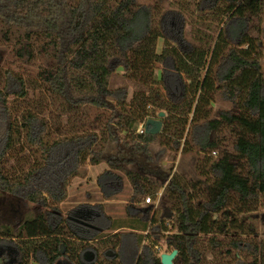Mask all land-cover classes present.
Returning <instances> with one entry per match:
<instances>
[{"label": "trees", "instance_id": "trees-1", "mask_svg": "<svg viewBox=\"0 0 264 264\" xmlns=\"http://www.w3.org/2000/svg\"><path fill=\"white\" fill-rule=\"evenodd\" d=\"M173 1L181 0H0V36L24 62L42 61L31 77L3 66L0 53V195L41 206L17 229L0 223V264H163L173 250L174 264H264L256 215L264 206V0L197 1L191 39L185 12L166 7ZM120 67L136 86L131 99L129 86L111 87ZM29 92L35 102L14 116L10 99L28 101ZM44 96L60 115L84 107L111 115L101 133L79 123L59 132L40 109ZM217 97L233 110L214 111ZM152 117L161 131L140 132ZM155 141L198 154L199 177L155 175ZM110 143L116 154L105 153ZM102 162L110 165L98 177L106 199L123 190L124 175L132 185L126 217L99 204L100 227L73 223V209L61 208L68 187L86 163ZM160 191L172 211L163 219L153 205L139 207ZM30 225L43 236L22 237Z\"/></svg>", "mask_w": 264, "mask_h": 264}, {"label": "rangeland", "instance_id": "rangeland-1", "mask_svg": "<svg viewBox=\"0 0 264 264\" xmlns=\"http://www.w3.org/2000/svg\"><path fill=\"white\" fill-rule=\"evenodd\" d=\"M199 0H188V1H173L172 4H167L166 7L169 9H179L185 12L187 17L186 27H185V36L189 39L192 38V33L197 23L195 20L198 15L196 10L195 3ZM216 20V19H214ZM216 23V21H214ZM216 25V24H214ZM179 28V21L176 18H169V29L175 31ZM172 32V33H173ZM262 45V58L261 62L264 70V33L261 39ZM163 47V40L159 42L158 51H161ZM0 53L3 55L4 63L3 66L9 67L15 72L23 73L26 76L37 77V71L39 66L42 64L41 60H35L31 63L24 62L21 58L17 56L11 44H8L2 36H0ZM2 67V69H4ZM0 67V68H1ZM162 66L158 65L155 69V79L160 81ZM125 70L120 67L111 78V87L118 88L122 86H129V99L132 98L133 93L136 89L134 83L125 76ZM30 100H17L12 97L10 103L13 109L14 116H20L23 110L31 103H34V97L36 93L29 92ZM42 106H40L43 114L50 119V122L54 129L59 132H71L73 129L74 123H79L80 126L84 129H96L98 133H101L102 127L107 123L110 118L111 112L105 109H97L92 107H84L79 114H69V115H60L58 111L54 108V102L51 97H43ZM214 111L220 109H231L233 110L232 104L228 101L222 100L220 97H217L216 101L213 104ZM157 118V117H155ZM83 125V126H81ZM142 125V124H141ZM145 125V124H144ZM141 129V126H140ZM153 152V160L151 162V167L154 169L155 175L162 176L170 172L172 173H181L189 178H198L199 172L197 171V161L198 154H185L182 152V148L176 150L172 147L163 145L159 141H155L151 144ZM119 148L116 144H108L105 147V153L108 155L116 154ZM38 161V159H36ZM136 168L137 166H132ZM110 168V165L102 162L99 165L93 166L88 163L82 168V175L76 176L73 178L70 186L68 187V197L61 204V208L64 213L69 210H72V213L69 214V218L72 219L73 223H78L76 221L77 217L75 213L79 211H84L91 214L92 218L98 219L94 222L95 226L100 227L99 218L102 217L101 211L98 207L99 204L103 205L105 213L112 215L114 217H126V208L129 204V197L132 193V185L126 175L123 177V190L119 192H114L112 198L106 199L104 193L101 190V187L98 183V177L106 170ZM122 173V172H121ZM162 192V191H160ZM162 197V196H161ZM161 197L153 198L151 202L147 203L145 200L140 203L139 207H149L153 205L155 209H158V218L163 219L167 215H172V211L169 207L168 202L163 201ZM32 210L34 213H39L41 211V206L36 204H21L18 199L9 194L0 195V223H10L15 229L18 228L20 223L23 220L24 213L27 210ZM167 214V215H166ZM258 215V222L262 224L264 222V206L259 209L256 213ZM124 219V218H123ZM43 224V223H42ZM44 225V224H43ZM35 226V227H34ZM28 226V229L25 228L22 233V237H39L43 236L41 230L39 231L37 225ZM32 228V229H31ZM123 230H130L128 227H125ZM119 231V230H117ZM116 231V232H117ZM62 235L67 237H72L69 229L66 225H63L61 230ZM115 232L111 231L109 234ZM2 236V234L0 235ZM131 241L132 240L131 238ZM164 241V239H163ZM134 243V242H133ZM128 247L127 259L128 261L132 260V249ZM131 247V246H130ZM0 251H3L1 249ZM212 257V256H210ZM57 264H74L72 260H69L67 257H62L60 262Z\"/></svg>", "mask_w": 264, "mask_h": 264}, {"label": "water", "instance_id": "water-1", "mask_svg": "<svg viewBox=\"0 0 264 264\" xmlns=\"http://www.w3.org/2000/svg\"><path fill=\"white\" fill-rule=\"evenodd\" d=\"M160 115H164V112H161ZM162 121L158 118H149L145 122V131L149 134H157L161 131ZM86 225L93 226L89 223H85ZM178 251L173 250L172 252H164L161 254V261L163 264H174V259L177 256Z\"/></svg>", "mask_w": 264, "mask_h": 264}, {"label": "flooded vegetation", "instance_id": "flooded-vegetation-1", "mask_svg": "<svg viewBox=\"0 0 264 264\" xmlns=\"http://www.w3.org/2000/svg\"><path fill=\"white\" fill-rule=\"evenodd\" d=\"M77 217L76 221L88 228H95L96 226L94 225V223L92 222V216L91 214L87 213V212H84V211H79L77 213H75ZM85 223H89L93 226H89V225H86Z\"/></svg>", "mask_w": 264, "mask_h": 264}, {"label": "built area", "instance_id": "built-area-1", "mask_svg": "<svg viewBox=\"0 0 264 264\" xmlns=\"http://www.w3.org/2000/svg\"><path fill=\"white\" fill-rule=\"evenodd\" d=\"M144 124H145V123H143V124L141 125L140 132H144V131H145V125H144ZM213 154H216V152H213ZM157 195H158V197H161L162 192H158ZM151 201H152L151 197L148 196V197L146 198V202L149 203V202H151Z\"/></svg>", "mask_w": 264, "mask_h": 264}]
</instances>
